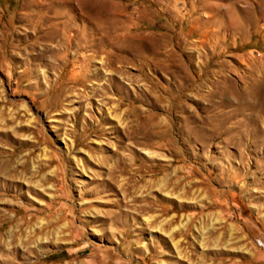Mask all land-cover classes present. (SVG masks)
I'll list each match as a JSON object with an SVG mask.
<instances>
[{
    "label": "rangeland",
    "instance_id": "374dc122",
    "mask_svg": "<svg viewBox=\"0 0 264 264\" xmlns=\"http://www.w3.org/2000/svg\"><path fill=\"white\" fill-rule=\"evenodd\" d=\"M0 264H264V0H0Z\"/></svg>",
    "mask_w": 264,
    "mask_h": 264
}]
</instances>
